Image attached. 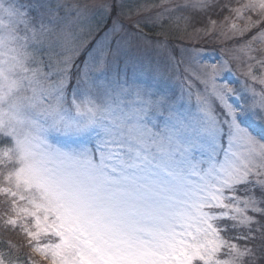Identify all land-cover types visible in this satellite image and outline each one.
<instances>
[{
	"label": "snow or ice",
	"instance_id": "1",
	"mask_svg": "<svg viewBox=\"0 0 264 264\" xmlns=\"http://www.w3.org/2000/svg\"><path fill=\"white\" fill-rule=\"evenodd\" d=\"M0 264H264V0H0Z\"/></svg>",
	"mask_w": 264,
	"mask_h": 264
},
{
	"label": "rangeland",
	"instance_id": "2",
	"mask_svg": "<svg viewBox=\"0 0 264 264\" xmlns=\"http://www.w3.org/2000/svg\"><path fill=\"white\" fill-rule=\"evenodd\" d=\"M53 2H55V0H53ZM92 2L99 4L102 0H92ZM129 2L133 4L140 3L149 6H158L165 2V0H129ZM104 19L110 26V22L107 20V17ZM101 26L103 27V25ZM145 31H147V29ZM127 39L128 43L126 50L128 53L129 63L134 64L140 73H142V78L148 80L149 82H151L150 69L155 67L157 64L161 65L162 68L163 64L167 60V56L171 55V48H179L181 46L176 37H170V39L173 40V43L169 46L168 53L165 54L161 50L155 49L151 46H145L143 42H137L134 35H129ZM202 50L210 61L214 60L220 54L218 49L215 47L214 42L207 43L203 46ZM225 75L226 79L232 82L233 87H240L234 74L226 73ZM170 86L176 88L177 91L179 90L178 84L174 79L170 81Z\"/></svg>",
	"mask_w": 264,
	"mask_h": 264
}]
</instances>
